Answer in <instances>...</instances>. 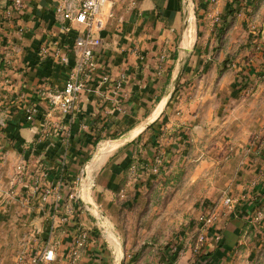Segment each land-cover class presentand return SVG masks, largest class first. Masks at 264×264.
I'll use <instances>...</instances> for the list:
<instances>
[{
	"label": "crops",
	"instance_id": "1",
	"mask_svg": "<svg viewBox=\"0 0 264 264\" xmlns=\"http://www.w3.org/2000/svg\"><path fill=\"white\" fill-rule=\"evenodd\" d=\"M60 1L26 0L14 18L3 25L1 52L7 63L0 76V107L4 109H0V118L4 121L1 134L3 152L8 156H4L6 162L0 164L2 188L12 185L14 164L19 160H23L26 167L24 188L32 186L35 173L45 174L40 186L55 181L64 165L65 184L61 189L60 206L63 211L71 205L64 195L65 188L74 182L73 174L77 169H83L101 141L106 140L110 150L97 172L96 185L101 188L99 198L107 200L125 178L137 183L143 177L148 180V174L142 176L138 172L135 175V171L127 170V167L133 164L135 169V158H151L155 147H217L212 143H217L215 137L222 130L210 128L208 123L222 106L227 110L234 105V100L222 96L232 89L230 72L215 82L199 79L197 88H203L204 93H197L189 102L172 96L174 80L181 73L184 58L187 62L184 78H191L203 63L198 59L199 49L193 41L187 45V49L194 45L191 51L179 48L182 0H106L101 14L107 17V24L100 33L102 43L98 49L95 75L79 96L75 112L63 114L50 110L40 91L62 88L69 65L40 58L39 47L55 38L61 44L71 45L76 35L75 29L64 31L63 22L55 17L54 9ZM197 13L200 17L201 9ZM206 36L207 33L202 39ZM160 58L165 62L161 66H166L162 73L157 68ZM103 75L109 80L103 81ZM115 80L120 81L119 88L115 87ZM31 107L37 112L33 121H27L25 116ZM160 122L167 127L163 139L157 138L154 132ZM202 142L206 144L201 145ZM136 166L142 167V164ZM18 185L21 186H14ZM260 186L257 183L255 187L258 195L247 200H243L241 194L248 188L243 190L239 183L231 187L233 203L226 207L220 201L214 209L216 220L205 231L207 241L202 247L205 255L196 264L199 261L209 264L207 260L210 258L212 261L215 257L224 258L225 253L239 242L244 229L254 224L252 210L258 204L264 206V188ZM30 195L32 205L29 209L22 208L20 198L0 196V224L7 219L8 204L13 205L17 217L11 215L12 211L11 218L22 221L28 226L26 230L31 232L30 235L36 237V225L29 226L32 218L37 215L46 223L51 206L50 203L41 204L37 192ZM80 208L73 203V221L56 229L57 240H54L58 245L52 264H70L67 262L68 252L78 227L89 232L87 243L80 249L74 264H106L108 245L91 229V223ZM39 217L36 219L40 220ZM12 247H8L5 240L0 241V264H23L14 255L10 256L17 248L20 250ZM212 261L210 259V264Z\"/></svg>",
	"mask_w": 264,
	"mask_h": 264
},
{
	"label": "rangeland",
	"instance_id": "2",
	"mask_svg": "<svg viewBox=\"0 0 264 264\" xmlns=\"http://www.w3.org/2000/svg\"><path fill=\"white\" fill-rule=\"evenodd\" d=\"M22 1L23 6L17 8L14 0H0V76L7 63L1 52L3 25L24 7L26 0ZM182 5L179 39L185 28L187 45L194 42L199 49L198 59L203 63L191 78H184L187 65L184 58V66L181 63L182 70L172 96L189 102L197 93H204L203 88H197L199 79H212L215 82L230 72L228 76L232 75V89L222 96L234 100V105L231 109L227 107V110L222 106L208 123V127L222 130L215 137L217 143H212L217 147H155L151 158H135V169L133 164L127 167V170H134L135 175L138 172L142 176L148 174V180L143 179L145 177L141 180L137 176L141 180L137 183L125 178L111 192L109 200L99 198L101 188L96 185L97 172L110 150L106 140L99 143L83 169H77L73 174L74 182L65 188L64 195L74 194L76 203L91 223V229L108 245L106 264H196L205 255L203 248L195 249L202 229L201 219L214 213L224 197L231 198V187L235 184H241L243 190L249 189L241 194L243 200L258 195L255 192L257 183L264 188V0H182ZM198 9H201L200 17ZM105 20L107 24V17ZM23 30L18 32L23 33ZM206 33L208 37L202 39ZM193 46L187 50L191 51ZM159 61L157 68L162 73L166 66H161L164 62H161V58ZM224 121L226 125H223ZM166 131L163 122L154 128L160 139L164 138ZM1 134L0 129V164L6 162L4 156H8L3 152ZM222 143L223 147H220ZM204 144L202 142L201 145ZM101 156L104 157L103 161L87 176V167ZM141 164L143 168L136 166ZM154 166L156 172L151 170ZM7 189L12 190L11 197L23 201L22 208H31L29 187L24 188L22 184L15 187L12 184ZM3 194V190L0 191L1 197ZM8 205L7 219L0 224V241L5 240L8 247H19L20 250L17 248L10 255H14L19 263L32 264V257L41 251V245L46 242L48 221L43 222L37 215L36 218L40 220L32 218V222L30 219L32 224L29 226L36 225L35 237L26 230L28 226L14 218L17 215L12 210L13 205ZM12 211L13 218L10 216ZM252 211L254 224L244 229L239 242L225 253L224 258L215 257L213 261L210 258L213 264H264L263 204H258ZM58 213L52 220L55 224L52 238L55 240L56 229L73 221L70 214L63 221L60 218L63 212ZM210 259L207 260L209 264ZM67 262L74 264L69 258ZM198 264L205 263L199 261Z\"/></svg>",
	"mask_w": 264,
	"mask_h": 264
},
{
	"label": "built area",
	"instance_id": "3",
	"mask_svg": "<svg viewBox=\"0 0 264 264\" xmlns=\"http://www.w3.org/2000/svg\"><path fill=\"white\" fill-rule=\"evenodd\" d=\"M17 8L23 6L22 0H14ZM106 0H62L54 9L57 20L63 22L62 29L64 31L76 30L73 43L71 45L61 44L59 39H52L49 43H44L39 47L38 53L40 58H50L63 65H69V73L62 88L59 89H42L41 96L46 100V103L51 110H57L60 113L68 114L77 110V101L81 93L86 89L87 84L91 81L98 67V49L102 43L100 33L105 26V19L101 14V9ZM103 81H108L109 77L102 76ZM120 86V82L115 83V87ZM36 108L27 109L25 116L27 121H33L36 115ZM4 126L3 119L0 118V129ZM153 172L157 168L151 167ZM59 178L55 181L40 186L41 179L45 174H33L34 183L28 189L29 193L37 192L39 201L45 205L50 203L51 208L47 212V239L41 251L32 257V264H52L55 258V251L58 242L52 236L55 232V224L52 220L59 215L61 211V189L64 182V165L60 170ZM26 173L25 163L19 160L15 165V175L13 185L23 184L24 175ZM3 190L4 196H11L12 190ZM28 193V192H27ZM69 201H73L70 206L66 207L60 215V218L65 221L67 214L73 215V203L76 200L73 193L67 195ZM51 200V201H50ZM233 203L232 198L224 197L222 204L230 207ZM260 214V212H258ZM202 231L197 237L195 249L202 248L204 245V232L216 220L215 213L211 212L202 219ZM77 233V234H76ZM73 236L68 252L70 262L74 263L80 255V249L85 246L88 240V232L83 228H77ZM21 260L22 257L19 256Z\"/></svg>",
	"mask_w": 264,
	"mask_h": 264
},
{
	"label": "water",
	"instance_id": "4",
	"mask_svg": "<svg viewBox=\"0 0 264 264\" xmlns=\"http://www.w3.org/2000/svg\"><path fill=\"white\" fill-rule=\"evenodd\" d=\"M187 22V19H186ZM186 31L185 28H183L182 32H181V36H180V42H179V47L186 51L187 50V37H186ZM179 74L176 76L175 80H174V85L176 84L177 80H178ZM174 88V86H173ZM1 198V197H0Z\"/></svg>",
	"mask_w": 264,
	"mask_h": 264
},
{
	"label": "bare ground",
	"instance_id": "5",
	"mask_svg": "<svg viewBox=\"0 0 264 264\" xmlns=\"http://www.w3.org/2000/svg\"><path fill=\"white\" fill-rule=\"evenodd\" d=\"M187 12V11H186ZM187 16V15H186ZM187 18V17H186ZM189 43V42H188ZM190 45V44H189ZM180 48V47H179ZM161 108V107H159ZM155 117V116H154ZM104 149V148H103ZM104 157H99L98 159L94 160L93 163L91 165H89L87 167L86 173L87 176L91 173V171H93L102 161H103Z\"/></svg>",
	"mask_w": 264,
	"mask_h": 264
}]
</instances>
